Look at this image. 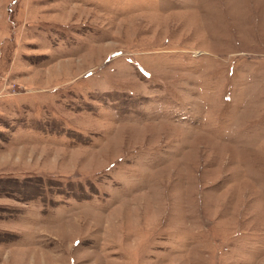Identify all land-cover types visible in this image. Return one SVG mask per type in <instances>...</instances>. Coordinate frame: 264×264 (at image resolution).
Segmentation results:
<instances>
[{
	"label": "rangeland",
	"instance_id": "374dc122",
	"mask_svg": "<svg viewBox=\"0 0 264 264\" xmlns=\"http://www.w3.org/2000/svg\"><path fill=\"white\" fill-rule=\"evenodd\" d=\"M0 264H264V0H0Z\"/></svg>",
	"mask_w": 264,
	"mask_h": 264
}]
</instances>
